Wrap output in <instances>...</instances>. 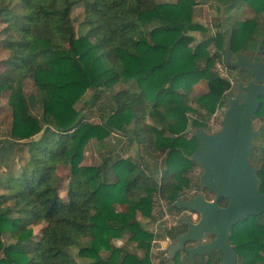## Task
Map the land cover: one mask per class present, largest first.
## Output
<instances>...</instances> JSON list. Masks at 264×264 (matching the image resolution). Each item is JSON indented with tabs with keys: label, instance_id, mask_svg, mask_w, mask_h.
Returning a JSON list of instances; mask_svg holds the SVG:
<instances>
[{
	"label": "trees",
	"instance_id": "trees-1",
	"mask_svg": "<svg viewBox=\"0 0 264 264\" xmlns=\"http://www.w3.org/2000/svg\"><path fill=\"white\" fill-rule=\"evenodd\" d=\"M205 4L222 13L214 29L193 21L195 7ZM79 5L84 34L71 17ZM245 8L255 16L230 21L231 11ZM0 36L9 54L0 96L9 93L11 109L8 134L0 139V264H80L74 250L83 264H153L155 236L138 216H152L155 196L169 211L187 210L177 203L199 165V133L208 134L210 116L224 102L243 100L232 90L253 78L248 69L229 65L227 55L234 63L249 48L264 63V0H0ZM217 63L234 75L214 73ZM200 80L207 91L194 96ZM126 81L134 88L112 93L110 112L99 123L87 121L83 112ZM258 101L254 118H263L264 96ZM36 108L39 116L32 112ZM126 140L137 146L135 158L106 156L99 165H81L91 142L114 151ZM256 150L258 157L253 151L248 162L264 195V146ZM24 151L27 159L16 164ZM59 166L69 167L66 200L59 195ZM196 186L207 201L215 199L201 180ZM217 205L226 207V198ZM184 218L158 235L172 242L160 264L179 263L180 254V264H221L218 249L189 255L188 244L196 241L180 244L188 232ZM40 225L34 241L33 227ZM124 236L142 256L113 244ZM214 238L210 233L201 242ZM228 244L234 264H264V216L244 217Z\"/></svg>",
	"mask_w": 264,
	"mask_h": 264
},
{
	"label": "water",
	"instance_id": "water-1",
	"mask_svg": "<svg viewBox=\"0 0 264 264\" xmlns=\"http://www.w3.org/2000/svg\"><path fill=\"white\" fill-rule=\"evenodd\" d=\"M222 15V13H221ZM236 62L227 63L235 67L248 69L256 83L242 87L245 91L243 100L228 99V108L221 121V130L213 135L199 133V148L195 161L201 165L203 174L200 177L202 187L215 193L213 201H207L202 194L190 201H178L179 206L197 213L199 220L188 224V232L179 238L180 244L186 241L198 242L189 248V255H204L213 249L222 253L221 264H234L235 253L228 244L230 231L244 217L264 216V195L258 191V180L255 169L248 159L254 148L251 144L256 133L250 130V120L259 108V96H264V63L255 57L248 60L244 55H236ZM238 86H242L240 83ZM220 198H226L227 206L217 205ZM213 233L215 238L207 243L201 239Z\"/></svg>",
	"mask_w": 264,
	"mask_h": 264
},
{
	"label": "rangeland",
	"instance_id": "rangeland-1",
	"mask_svg": "<svg viewBox=\"0 0 264 264\" xmlns=\"http://www.w3.org/2000/svg\"><path fill=\"white\" fill-rule=\"evenodd\" d=\"M170 1H172V0H170ZM197 9H198V11L196 12L197 18L194 17L193 21L197 24H200V25L206 27V28L214 29L216 27L218 17H219V12L216 10L215 5L214 4H211V5L205 4V5H202L201 8H197ZM245 10H246V12H243L242 10H237V9L231 11L230 21H232V22L241 21V20L255 16L254 13L250 9L245 8ZM193 16H194V14H193ZM71 17H72L73 24H74L77 32L80 34H84L86 32L87 28L82 25L83 8L81 5L73 8V10L71 12ZM191 34L194 35L197 39L202 38V34L200 32H192ZM261 37L262 36L260 33L257 32L255 34L256 39H261ZM2 39H3V36H2ZM209 51H210V53H214V51H215L214 47L211 46L209 48ZM242 55H244L250 61H254L255 57L260 59L259 55H257L254 52V50L251 51L249 48ZM236 61H237V59L234 57L232 59V62H236ZM213 72L217 73L218 75H222V76L234 75L233 72H231V73L227 72L225 66L222 63H217L214 67ZM246 82L247 81L240 83L242 86H238V87L236 86L233 88L232 93L236 97L240 96V98H241V96L245 95V91L242 89V87H245V86L249 85L250 83H256V81L253 78L249 82H247V83ZM133 85H134V83L132 81H126V82H122V83L120 82V83L114 85L110 89V91L105 92L102 95V97H101V99L97 105H95L93 108L86 109L83 112L86 120L91 122V123H99L101 120V118H100L101 114L102 113L107 114L110 112L111 94L116 92L119 89L134 88ZM24 91L27 94H30L33 92V88L29 82L25 83ZM206 91H207V85H206V81H204V80H200L198 83H196L192 87V94L194 96H200V95L204 94ZM191 105L194 109L198 108V106L195 103H192ZM77 106L80 107L79 104ZM227 107H228V104H226V102H224V104L220 108H218L215 111V113H213L210 116L208 124L206 125V132L209 135L216 134L217 132H219L221 130V121L223 120L224 113L227 110ZM3 111L4 110L1 108L0 114ZM32 112H33V114H35L37 116L40 115V110L38 108L33 109ZM1 116L4 119V120H2V122L5 121L4 123L7 126L9 124V122H7V120H6L7 115L4 116L2 114ZM191 120H192V118H190V120L188 122L189 126L186 130L187 137L191 136V129H192L191 124H190ZM250 130H251V132L256 133L255 137L251 141V144L254 147V157H258L259 154H258V151L256 150V148L264 146V117L251 119L250 120ZM113 136H118V134H113ZM95 146H97V145L94 144L93 142H91L90 145L88 146L89 148L87 147V149H85L81 165H84V166L85 165H93V166L99 165L104 160V158L106 156H112L113 158H115L116 156H124L125 154H126V156H130V157H132L134 155V152L132 150V148L134 147V144L128 142L127 140L122 145V147H120L119 151H117V149L112 151L110 149H104L102 147H100V148L98 147V151H97ZM92 147H95V148L93 149ZM23 154L27 156V153H23ZM126 156H124V157H126ZM24 159L26 160L27 158H24ZM250 164H251V162H250ZM254 167H256V166H254ZM152 171H155V169H152ZM202 174H203V169H202L201 165H196L192 169L191 173L189 174L190 179H191L190 186L188 188H184L181 192L183 201L188 202L192 198L201 194V191L199 192L198 188H196L197 187L196 184H197V181H199V183H200V177ZM68 175H69V167L68 166H59L58 167L57 176L59 178H61L60 179V186H59V195L63 200H66V190H67V186H68V182H67ZM156 199H157V197L155 196L154 200H153L154 205H153V210H152V214H151L152 216L150 218H144V217L138 216V222H139L140 226L146 231L152 230L153 224L155 222L158 223V230L160 233H162L163 231L170 228L171 226H174V225L180 223L181 217L182 218H184L185 216L190 217V220L192 223H194V222L196 223L199 220V216H197L196 218H193L192 215L194 214V212H191L190 210H185L183 212L178 213V212L173 211V210L169 211L168 208H167L168 218L164 219L163 215L160 214V210H159V207L157 205ZM115 208H117V210H120L121 207L115 206ZM42 227H43V225L33 227V232H34V239L33 240L34 241L38 240ZM3 240L6 244L8 243L7 238H4ZM204 240L207 241V240H209V238H205ZM158 241H160V242L155 243V244H153V246H151L152 263L153 264H160L161 256H162L161 253L163 251H167V249H169L170 245H172V242L170 240L167 241V240H164V238H159ZM87 243H88L87 239H84L83 245H86ZM197 243L198 242H193L191 244H188V246L194 247L197 245ZM113 244L116 247H122L123 249H125V251L131 252V253H136L138 256H142V254H143L142 251L137 250L134 243L128 241V236H124L123 238H121L119 240H114ZM72 255L74 258H76L78 263H80V264L84 263L80 259H77L78 257L76 256V250H74L72 252ZM166 256H167V254L164 255V257H166ZM182 256L183 255L180 254V257L178 258L179 263L173 262V263H168V264H180ZM165 264H167V263H165Z\"/></svg>",
	"mask_w": 264,
	"mask_h": 264
},
{
	"label": "crops",
	"instance_id": "crops-1",
	"mask_svg": "<svg viewBox=\"0 0 264 264\" xmlns=\"http://www.w3.org/2000/svg\"><path fill=\"white\" fill-rule=\"evenodd\" d=\"M167 1H170V0H167ZM211 5V4H210ZM202 5H199L197 7H195L194 9V17L197 18L196 16V12L198 11L197 8H201ZM221 22V13H219V17H218V21H217V24ZM2 36H0V72H3L5 71V66H4V62L8 59V52L7 50H5L2 46ZM8 95L9 93L8 92H4L1 96H0V109L2 108L4 111L0 114V139H3L7 134H8V127H9V124L11 122V109L7 106V100H8ZM7 96V97H6ZM7 98V99H6ZM7 113V114H6ZM4 115L6 116L7 115V122H9V124L6 126V124L4 123L5 121L2 122V120H4L2 118L1 115ZM2 118V119H1ZM96 147V150L98 151V147ZM95 147H92L93 149ZM120 147H122V144H120L116 149L117 151L120 150ZM89 148V147H88ZM133 152H134V155L131 157V158H135V155L137 154V146L134 144V147L132 148ZM23 153H27L26 151H24ZM23 153L21 154H18V157L15 158V161H16V164L18 162H22L23 160H25L24 158H27L26 155H24ZM123 155V154H122ZM142 157L144 159H146L148 162L152 163V159H149L148 157L144 156L143 154H141ZM126 156V154L124 155ZM122 156V157H124ZM127 157H130V156H126ZM23 158V159H22ZM153 165V164H152ZM1 191V190H0ZM114 242V241H113Z\"/></svg>",
	"mask_w": 264,
	"mask_h": 264
},
{
	"label": "built area",
	"instance_id": "built-area-1",
	"mask_svg": "<svg viewBox=\"0 0 264 264\" xmlns=\"http://www.w3.org/2000/svg\"><path fill=\"white\" fill-rule=\"evenodd\" d=\"M156 200H157V205H158L159 210H160V214L163 215L164 219L168 218L167 205L165 204V202L160 197H157ZM192 216H193V218H196L198 216V214L194 213ZM149 232L155 236L154 240L152 241V246L155 243H159L160 241H158V239H159L158 235L160 234V232L158 230V223L155 222L153 224L152 230H150ZM164 240L169 241V239L167 237H165Z\"/></svg>",
	"mask_w": 264,
	"mask_h": 264
}]
</instances>
